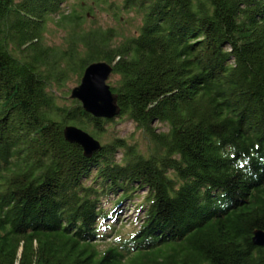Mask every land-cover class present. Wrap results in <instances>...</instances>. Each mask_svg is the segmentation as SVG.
I'll return each instance as SVG.
<instances>
[{
    "label": "trees",
    "instance_id": "obj_1",
    "mask_svg": "<svg viewBox=\"0 0 264 264\" xmlns=\"http://www.w3.org/2000/svg\"><path fill=\"white\" fill-rule=\"evenodd\" d=\"M69 1L0 0V264H264V0ZM97 60L112 118L65 90Z\"/></svg>",
    "mask_w": 264,
    "mask_h": 264
},
{
    "label": "water",
    "instance_id": "obj_2",
    "mask_svg": "<svg viewBox=\"0 0 264 264\" xmlns=\"http://www.w3.org/2000/svg\"><path fill=\"white\" fill-rule=\"evenodd\" d=\"M113 72V65L105 60L91 62L84 69L81 80L70 90V97L81 101L83 107L96 117L112 118L120 113L118 93L112 90L108 79ZM65 138L79 143L85 155L91 156L101 147V143L88 131L76 126L64 128ZM253 242L264 245V230L257 228L253 232Z\"/></svg>",
    "mask_w": 264,
    "mask_h": 264
},
{
    "label": "rangeland",
    "instance_id": "obj_3",
    "mask_svg": "<svg viewBox=\"0 0 264 264\" xmlns=\"http://www.w3.org/2000/svg\"><path fill=\"white\" fill-rule=\"evenodd\" d=\"M78 0H70L69 1V5H67L68 9L73 8L72 6H75L76 9H79V6L76 4ZM72 5V6H71ZM96 9H94L93 11H95ZM92 10H90V13H93ZM96 13V12H95ZM120 16L126 17L127 14L123 12L120 13ZM96 18V22L97 24H103V25H107V24H116L115 19L112 18V16L110 14H106V13H99V15L95 16ZM63 36H64V31L62 30H57L56 26L54 25V22H48V26L44 32V41L47 44L50 45H60L63 41ZM113 78L114 76L111 74L109 79H108V83H112L113 82ZM76 83L72 82V81H67L65 83V87L68 91V93L70 92L71 88L73 86H75ZM69 99H72L71 97L68 96ZM107 126H109L110 128V132L113 135H117V136H121V137H127L129 139H131L132 137L135 138H140V131L137 130L135 128V125L133 122L129 121V120H125V119H121L120 117H117L115 119L114 122L109 123ZM132 140V139H131ZM142 194H144V192H142ZM137 199H134L133 201L127 202L124 206H126V209H122L119 213V218L117 220V224H116V228H121V227H125V226H132V224L130 225V221L135 219L138 215L139 212L137 210Z\"/></svg>",
    "mask_w": 264,
    "mask_h": 264
}]
</instances>
